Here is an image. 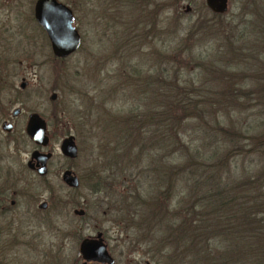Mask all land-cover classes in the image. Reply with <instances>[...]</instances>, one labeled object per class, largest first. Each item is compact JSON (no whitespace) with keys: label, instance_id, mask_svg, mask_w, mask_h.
I'll use <instances>...</instances> for the list:
<instances>
[{"label":"trees","instance_id":"1","mask_svg":"<svg viewBox=\"0 0 264 264\" xmlns=\"http://www.w3.org/2000/svg\"><path fill=\"white\" fill-rule=\"evenodd\" d=\"M180 1L161 0L151 8L148 23L143 9L133 20L132 8L122 9L118 25L130 32L141 27L145 39L158 27L165 39L178 23ZM127 2L122 7H131ZM154 10L167 13V23ZM211 15L198 17V26L207 28V21L211 28L229 25L222 14ZM232 37L224 39L221 55L196 57L183 48L186 37L168 44L161 66L149 53L147 71L153 61L154 76L140 78L132 63V86L142 93L149 87L144 113H132L134 123L125 129L123 119L104 113L112 133H121L123 155L135 173L133 189L117 211L136 233L144 225L148 237L141 243L151 251L153 264H264V63L255 45L243 54ZM171 50L179 60H170ZM188 63L198 68L194 76L182 71ZM187 130L193 137L184 140ZM99 177L91 167L93 191L102 184Z\"/></svg>","mask_w":264,"mask_h":264},{"label":"rangeland","instance_id":"2","mask_svg":"<svg viewBox=\"0 0 264 264\" xmlns=\"http://www.w3.org/2000/svg\"><path fill=\"white\" fill-rule=\"evenodd\" d=\"M59 1L72 9L81 44L68 57L55 58L53 69L44 71L40 79L42 84L36 86L33 80L30 87L20 94V102L27 111L43 115L50 123L57 124L62 133L75 137L76 158L63 161L59 156L56 161L63 163L62 169L66 167L73 171L78 186L72 189L64 185L60 178L62 169L55 168L52 189L40 192V199L48 204L47 209L41 212L36 208L35 214L39 215V219L29 220L27 224L23 222V233L17 238V246L6 249L0 260L4 264H80L79 241L99 231L114 259L113 264H153L151 251L141 243V238L148 237L143 233L144 225L141 224V230L136 233L137 229L129 225L130 219L117 211L118 206L122 205L121 199L133 189L135 173L123 155L121 133H112L109 128L111 119L104 113L123 119L121 124L124 129L125 126L132 127L130 122L134 121L129 117L135 112L144 113L149 87L142 93L132 86L135 75L131 64L136 63L140 69V78L153 75L156 64L152 61V69L147 71L148 54L161 66L168 56V44L184 37L188 39L184 41L183 48H189L196 57L205 58L223 54L224 39L233 35L231 39H237L235 46H243V54H248V48L254 49L255 45L258 58L264 63V11L260 9L263 2L228 0L227 10L222 17L229 21V25L211 28L207 21L208 27L202 29L197 20L203 14L205 19L213 17L204 0H181L174 30L166 31L163 39L162 31L157 27L150 30V35L145 39L146 31L141 27L130 32L118 25V13L122 9V12H128L132 8L129 15L132 19L138 14L140 5L130 2L131 7H122L127 0H117L115 8L114 0ZM186 5L190 9L184 13ZM166 15L164 24L168 20ZM122 19L127 20L124 16ZM157 23L159 26L162 22ZM238 33L242 34L243 39H238ZM171 52L170 60L180 59L174 50ZM188 64V70L182 67V71L186 76H194L198 68L193 63ZM18 81L17 78L15 85ZM52 91L56 97L50 102L47 97ZM146 127L144 125L143 130ZM192 137V131L187 130L182 138L188 140ZM91 167L99 171V178L102 179L96 191L90 189L88 183ZM35 207V203L32 204V208ZM75 209L83 210V214L75 215Z\"/></svg>","mask_w":264,"mask_h":264},{"label":"flooded vegetation","instance_id":"3","mask_svg":"<svg viewBox=\"0 0 264 264\" xmlns=\"http://www.w3.org/2000/svg\"><path fill=\"white\" fill-rule=\"evenodd\" d=\"M36 1L0 0V258L6 249L17 246V238L23 233V222L27 224L29 220L39 219V215L35 214L36 208L41 212L47 209L48 204L40 199V192L52 189L55 168L62 169L63 163L56 159L61 156L63 161H71L78 154L75 137L72 134L62 133L57 124L50 123L46 117L37 112L27 111L20 102V94L30 87L33 80L36 81L34 82L36 86L42 84L40 79L44 71H51L57 58L46 31L35 19ZM136 1L134 0V3L143 9V19L148 23L151 8L154 9L161 0ZM60 3L68 6L63 2ZM117 5L118 1L114 0V8ZM68 8L73 15L72 9L69 6ZM188 11L185 9L184 13ZM154 13L155 15L158 13L161 18L163 12L154 10ZM162 20H165V13ZM75 29L81 44V35L76 26ZM23 63H25L24 67ZM17 78L19 81L15 85ZM52 93L54 92H50L47 97L50 102L55 99L51 98ZM32 114H36L44 123L43 143L34 142L27 133ZM69 136L73 137L76 146V155L73 158L66 157L60 152L62 140ZM66 170L73 173L70 168H63L61 181L62 173ZM34 203L36 207L33 209ZM91 236L94 235L87 237ZM2 239L11 241L4 242L1 241ZM0 264L4 263L0 260ZM85 264L101 263L86 262Z\"/></svg>","mask_w":264,"mask_h":264},{"label":"water","instance_id":"4","mask_svg":"<svg viewBox=\"0 0 264 264\" xmlns=\"http://www.w3.org/2000/svg\"><path fill=\"white\" fill-rule=\"evenodd\" d=\"M206 7L214 13H224L227 10V0H204ZM186 11L189 10L186 5ZM34 15L37 22L46 31L54 55L57 58H64L74 53L80 46V37L73 25V15L68 6L57 0H37L34 8ZM56 94L52 93L51 98ZM44 123L36 114H32L27 126L28 135L36 143H43ZM60 152L69 158L76 155V146L73 137L63 139L60 145ZM62 181L69 187L78 186V180L71 171L62 173ZM75 215H82L83 210H73ZM78 253L82 259V264L86 262H97L101 264H113L114 259L109 254L106 244L102 239L101 232H96L94 236L85 237L78 244Z\"/></svg>","mask_w":264,"mask_h":264}]
</instances>
